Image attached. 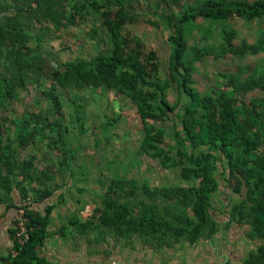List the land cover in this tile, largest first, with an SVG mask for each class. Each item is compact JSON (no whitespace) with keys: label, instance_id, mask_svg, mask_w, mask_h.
Segmentation results:
<instances>
[{"label":"trees","instance_id":"1","mask_svg":"<svg viewBox=\"0 0 264 264\" xmlns=\"http://www.w3.org/2000/svg\"><path fill=\"white\" fill-rule=\"evenodd\" d=\"M134 1L139 2L76 0L67 6L69 0H0V202L11 200L14 188L26 199L34 189L31 184L48 177L36 170V155L24 153L28 146L45 143L66 158L64 144L57 145L63 136L57 87L113 90L129 99L141 119L142 153L165 170L178 169L181 182L150 187L133 177L113 178L92 220L99 228L127 238L135 234L160 248L213 237L219 229V206L229 223L247 224V236L259 242L242 264H264V97L245 98L264 90V70L244 77L241 72H218L221 87L210 93L193 85L194 63L205 55L215 59L264 52L263 32L254 42L242 40L235 46L237 31L229 24L233 16L245 21L264 17V0H143L161 9L154 11L158 20L147 23L170 30L165 77L159 75L155 52L144 53L139 37L123 33L126 23L138 21ZM198 17L208 24L196 23ZM78 22H89L90 37L105 42V52L65 62L45 54V43L56 31ZM196 29L203 39L217 42L190 46L188 36ZM42 78L51 82L42 95L52 105V119L39 109L6 124L10 102L28 86L41 88ZM169 89L175 90L172 102ZM167 122L169 131L163 124ZM227 186L231 192L224 202L217 197ZM24 208L32 226L29 240L16 257L6 260L51 264L37 252L47 236L50 207L44 216Z\"/></svg>","mask_w":264,"mask_h":264},{"label":"rangeland","instance_id":"2","mask_svg":"<svg viewBox=\"0 0 264 264\" xmlns=\"http://www.w3.org/2000/svg\"><path fill=\"white\" fill-rule=\"evenodd\" d=\"M133 5L132 11L137 14L138 21L126 23L123 33L129 38L139 37L143 43L144 53L155 52L159 75L168 76L170 30L155 27L146 21L147 19L158 20L154 11L160 13L161 9H153L154 7L150 6L149 2L143 0L134 1ZM173 7L174 10L178 9L177 5ZM195 21L202 27L208 24V20L200 17ZM88 24L89 22L77 23L75 26L56 31L54 38L45 43V54L51 55L57 62H65L75 58L88 59L99 52H105L108 45L105 42H99V37L93 39L90 37ZM229 24L237 31L233 41L235 46H239L242 40L248 43L254 42L262 32L264 36V17L245 21L233 16L229 19ZM188 42L190 46H204L206 42L212 43L217 40L215 38L203 39L200 31L196 29L189 34ZM194 66V87L203 93H210L211 90L221 87L217 79L218 72H241L244 77L246 72L264 70V52L257 55L247 54L244 57L229 54L215 59L205 55L200 61H196ZM50 86L51 82L42 78L41 88L28 86L21 90L17 99L10 102L5 112L6 124L11 118L21 116L25 111H38L39 109H43L51 120L52 105L42 95V90H47ZM56 92L63 106L61 126L63 136L57 145L64 144L66 158L57 150L48 149L45 143L39 142L31 145L29 150L36 155L39 154V158L43 161H46V157L52 154V160H61L62 165H69L68 170L72 172L70 184L78 181L77 186L83 188V201L88 200L89 202V199H92L93 203L89 208L94 210L95 207L101 205L102 196L113 178L133 177L139 182L146 181L150 187L181 182L178 178V169L165 170L160 167L157 159L144 155L140 150L142 123L129 99L108 89L72 90L57 87ZM167 95L168 100L172 102L175 98V90L169 89ZM255 95L264 97V90L251 91L245 98L248 99ZM163 124L169 131L170 123ZM64 126L67 127L66 132H64ZM39 163L40 161H37V164ZM224 192L225 195H219L217 198L225 202L230 197L229 186L225 187ZM109 232L111 230L107 228H100L98 236L105 237L109 235Z\"/></svg>","mask_w":264,"mask_h":264},{"label":"crops","instance_id":"3","mask_svg":"<svg viewBox=\"0 0 264 264\" xmlns=\"http://www.w3.org/2000/svg\"><path fill=\"white\" fill-rule=\"evenodd\" d=\"M74 1L69 0L67 6ZM24 153L34 155L29 146ZM52 158L49 154L43 161L39 154L36 155V170L46 172L48 177L33 182L34 189L28 192L26 199L22 200L18 189L14 188L11 200L0 202V264L6 262L12 245V224L22 204L39 216H44L50 207L46 219L47 236L37 252L51 264H242L259 243L247 236V224L229 223L228 216L219 212V206L215 210L218 231L211 238L201 237L193 243L180 240L158 248L144 243L135 234L127 238L111 231L100 237V228L92 220L96 207L89 208L92 199L90 203L83 201V188L77 186L78 181L70 184L69 165L64 166L61 160ZM74 170L76 173V168ZM87 221L91 223L84 226L82 223Z\"/></svg>","mask_w":264,"mask_h":264},{"label":"built area","instance_id":"4","mask_svg":"<svg viewBox=\"0 0 264 264\" xmlns=\"http://www.w3.org/2000/svg\"><path fill=\"white\" fill-rule=\"evenodd\" d=\"M33 3L32 5H34ZM24 204L17 208V212L12 224V245L9 249L8 256L10 258L16 257L21 248L28 242L32 226H29V218L26 216ZM5 264H9L6 260Z\"/></svg>","mask_w":264,"mask_h":264}]
</instances>
